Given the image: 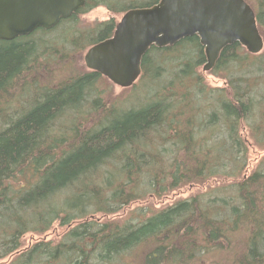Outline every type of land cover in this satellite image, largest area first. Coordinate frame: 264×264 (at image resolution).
<instances>
[{
  "label": "trees",
  "instance_id": "16d2710c",
  "mask_svg": "<svg viewBox=\"0 0 264 264\" xmlns=\"http://www.w3.org/2000/svg\"><path fill=\"white\" fill-rule=\"evenodd\" d=\"M158 1L87 0L55 26L67 24V37L51 41L83 50L109 38L117 22L83 30L82 13L99 5L124 13ZM245 1L264 37V0ZM52 29L0 40V260L264 264V169L245 175L248 140L264 147V92L254 87L264 55L240 52L237 42L222 49L212 70L224 74L228 93L197 73L205 55L196 35L152 46L139 78L154 85L153 94L140 104L107 105L96 90L102 75L92 70L55 86L31 83L42 43L27 37ZM20 92L30 94L17 98ZM212 178L222 183L147 217L95 219ZM55 222L68 227L63 239L21 248L26 233L43 234Z\"/></svg>",
  "mask_w": 264,
  "mask_h": 264
},
{
  "label": "water",
  "instance_id": "95a60500",
  "mask_svg": "<svg viewBox=\"0 0 264 264\" xmlns=\"http://www.w3.org/2000/svg\"><path fill=\"white\" fill-rule=\"evenodd\" d=\"M85 0H0V40H12L38 28L55 27ZM196 35L203 48L204 72L214 68L226 46L239 43L258 54L264 39L253 8L245 0H159L125 11L113 34L84 53L85 66L113 84L127 88L140 77L150 47L172 46Z\"/></svg>",
  "mask_w": 264,
  "mask_h": 264
},
{
  "label": "rangeland",
  "instance_id": "374dc122",
  "mask_svg": "<svg viewBox=\"0 0 264 264\" xmlns=\"http://www.w3.org/2000/svg\"><path fill=\"white\" fill-rule=\"evenodd\" d=\"M252 2V1H250ZM122 13H113L106 9L104 6L94 7L84 13H82L79 18V24L77 25L80 29H87L91 27V24L95 21H101L110 19L113 17L115 21H119ZM67 24L58 25L52 31H48L46 35L45 33L38 32L30 35L29 39L34 42L42 43L39 49V55L37 56V60L32 65L31 75L29 80L31 83H43L48 86H55L58 83L68 80L71 77L77 76L83 72L90 71L84 63L83 56L85 51L89 46H85L83 50L78 48H68L67 43L60 42L58 45L54 43V38H58L59 41L65 39L67 35ZM66 30V31H65ZM42 33V34H41ZM262 35V34H261ZM263 36V35H262ZM41 38L43 40H41ZM40 39V40H38ZM264 39V37H263ZM50 40V44L47 43ZM46 44V46H45ZM50 45V48L47 47ZM240 52H247L246 49H243ZM264 55V47L258 54L254 55ZM197 73L202 76L203 82L207 87L210 88H225L228 93H230L229 87H227V82L223 77L224 74H220L219 72H213V70L204 72L202 70V65L196 67ZM146 79H138L135 84L130 87L122 88L119 87L112 82H110L106 77L101 76L99 79L96 90L99 95H102V101H105L107 105L110 104H119L123 106H129L131 104H140L144 97L153 94L155 91L154 85L145 81ZM42 84V85H43ZM26 87H29L30 90L33 89V85L28 84ZM255 88H260L261 93L264 92V76L256 82ZM158 88H156L157 91ZM160 92V91H158ZM258 92V93H259ZM30 94V93H28ZM25 93L20 92L17 98L24 99L26 98ZM88 110V108H86ZM245 135L249 136L251 132L249 126L245 129ZM249 138V137H248ZM253 138H250L249 141V149L247 152V160L248 165L245 170V175L250 174L252 171L257 169H264V147H259L253 141ZM225 181H230L225 180ZM222 180L217 178H212L209 182L204 184H183L181 187L170 191L161 197L149 196L144 199L134 201L127 205L126 207L119 210V212L114 215L103 216L102 214H96L95 219H107L113 220L118 219V221L126 220L135 217H147L151 215L153 212L172 205L178 200L188 199L194 195L205 192L209 188L216 187L220 185ZM68 230L67 226H60L58 222H55L51 228L43 234H35V233H26L22 238V247L27 248L33 245L36 241H52L59 242L63 239L64 234ZM13 255L5 257L0 260V264H9Z\"/></svg>",
  "mask_w": 264,
  "mask_h": 264
},
{
  "label": "flooded vegetation",
  "instance_id": "af4514ba",
  "mask_svg": "<svg viewBox=\"0 0 264 264\" xmlns=\"http://www.w3.org/2000/svg\"><path fill=\"white\" fill-rule=\"evenodd\" d=\"M86 1H87V0H85V2H86ZM99 6H100V5H99ZM96 7H97V6H96ZM78 10H79V9H78ZM109 11H110V10H109ZM122 14H123V13H122ZM70 17H72V16H70ZM70 17H68V18H66V19H69ZM111 18H113V17H111ZM53 28H54V27H53ZM51 29H52V28H51ZM36 30H37V29H36ZM36 30H35V31H36ZM33 32H34V31H33ZM33 32H32V33H33ZM30 34H31V33H30ZM24 36H26V35H24ZM18 37H19V36H18Z\"/></svg>",
  "mask_w": 264,
  "mask_h": 264
},
{
  "label": "bare ground",
  "instance_id": "6f19581e",
  "mask_svg": "<svg viewBox=\"0 0 264 264\" xmlns=\"http://www.w3.org/2000/svg\"><path fill=\"white\" fill-rule=\"evenodd\" d=\"M102 41V40H101ZM142 71V70H141Z\"/></svg>",
  "mask_w": 264,
  "mask_h": 264
}]
</instances>
